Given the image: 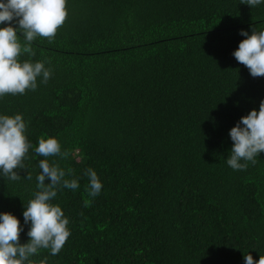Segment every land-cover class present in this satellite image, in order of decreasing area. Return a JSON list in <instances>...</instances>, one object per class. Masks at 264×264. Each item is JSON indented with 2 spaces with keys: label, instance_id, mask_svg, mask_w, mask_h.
<instances>
[{
  "label": "trees",
  "instance_id": "16d2710c",
  "mask_svg": "<svg viewBox=\"0 0 264 264\" xmlns=\"http://www.w3.org/2000/svg\"><path fill=\"white\" fill-rule=\"evenodd\" d=\"M53 38L38 36L22 62L52 75L36 90L0 97L20 113L32 145L21 177H0V212L16 216L38 191V139L55 137L78 178L52 203L71 235L48 264H244L264 256V152L244 170L226 164L229 130L264 100L232 52L264 27V4L247 0H67ZM21 43L23 38L21 37ZM86 168L102 182L88 196ZM31 175L32 179H26ZM48 181L46 180L45 183Z\"/></svg>",
  "mask_w": 264,
  "mask_h": 264
},
{
  "label": "clouds",
  "instance_id": "9594fccd",
  "mask_svg": "<svg viewBox=\"0 0 264 264\" xmlns=\"http://www.w3.org/2000/svg\"><path fill=\"white\" fill-rule=\"evenodd\" d=\"M67 0H0V97L5 94H24L26 90H36L37 78L47 83L52 70L44 61H20L23 53H31L32 45L38 36L53 38L66 17ZM248 5L264 4V0H247ZM245 37L232 52L235 60L247 67L252 77L264 76V27L241 30ZM21 37L23 43H21ZM27 124L23 115L0 114V177L16 181L21 177L17 168H23V159L32 145L25 132ZM232 141L226 164L233 170H244L248 162L255 163L259 153L264 152V100L259 108L241 116L229 130ZM35 152L44 159L38 161L36 175L37 188L33 197L24 206L23 224L29 226L28 241L21 244L19 234L23 231L20 220L11 213L0 212V264H48V258L33 260L41 249L57 255L71 235L69 219L59 204L52 203L57 188L76 190L80 187L78 178L67 179V172L57 162L48 157L66 159L68 152L55 137L42 136L38 139ZM88 196L95 198L102 190V182L97 172L86 168ZM31 180L32 176L27 175ZM48 181L45 183V181ZM244 264H264V256L254 260L252 255H243Z\"/></svg>",
  "mask_w": 264,
  "mask_h": 264
}]
</instances>
